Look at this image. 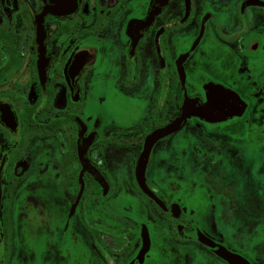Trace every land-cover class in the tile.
<instances>
[{
  "label": "flooded vegetation",
  "instance_id": "obj_1",
  "mask_svg": "<svg viewBox=\"0 0 264 264\" xmlns=\"http://www.w3.org/2000/svg\"><path fill=\"white\" fill-rule=\"evenodd\" d=\"M224 252L264 264V0H0V264Z\"/></svg>",
  "mask_w": 264,
  "mask_h": 264
},
{
  "label": "water",
  "instance_id": "obj_2",
  "mask_svg": "<svg viewBox=\"0 0 264 264\" xmlns=\"http://www.w3.org/2000/svg\"><path fill=\"white\" fill-rule=\"evenodd\" d=\"M211 88H212V94L209 95V100L205 105H202L198 101L191 98L190 104H189L190 106L189 114L190 115H198V116L205 117V118H215L222 108L223 109L226 108L224 106L228 101L227 99L224 98L225 96H224V92H222L223 90L219 91V89H221L219 87H214V88L211 87ZM236 96L239 102L238 104L240 105L242 103L239 100L240 97L238 95ZM236 96L234 95V97ZM226 98L229 99V96H226ZM222 256L227 258L232 264H249V262H247L240 256L233 255L229 252L222 253Z\"/></svg>",
  "mask_w": 264,
  "mask_h": 264
},
{
  "label": "rangeland",
  "instance_id": "obj_3",
  "mask_svg": "<svg viewBox=\"0 0 264 264\" xmlns=\"http://www.w3.org/2000/svg\"><path fill=\"white\" fill-rule=\"evenodd\" d=\"M234 124L232 123V126H233ZM257 148V146L254 144L253 146H251L250 147V149H252V150H254L255 151V149ZM260 157L262 156V153H259L258 154ZM246 165H244V167H245ZM248 170L249 171H246L245 172V181L248 183V184H250V185H254V173H253V171L250 169V168H248ZM254 189V188H253ZM254 190H256V189H254ZM254 190H252L251 191V194H254L255 193V191ZM190 204H194V201H190ZM204 208H207V207H204ZM206 211V210H205Z\"/></svg>",
  "mask_w": 264,
  "mask_h": 264
}]
</instances>
